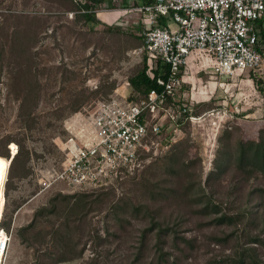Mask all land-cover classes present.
Listing matches in <instances>:
<instances>
[{"label":"rangeland","instance_id":"374dc122","mask_svg":"<svg viewBox=\"0 0 264 264\" xmlns=\"http://www.w3.org/2000/svg\"><path fill=\"white\" fill-rule=\"evenodd\" d=\"M100 2L106 7L94 0H0V156L23 148L10 172L3 166L5 192L0 174V221L11 233L2 264L50 261L66 250V231L77 246L56 264H264V173L236 163L239 144L258 141L264 128V74H221L210 58L194 54L179 92L193 102L194 118L157 137L136 172L101 189L44 186L64 158L74 114L101 98L136 94L129 78L144 66L142 19L130 1ZM85 3L98 22L84 20ZM49 122L54 127L45 129ZM83 194L106 201L83 207L80 228L72 223L69 230L75 215L65 199L71 205ZM110 202L121 206L117 212ZM54 203L58 211L37 216ZM155 221L169 230L158 235ZM26 226L30 243L20 234Z\"/></svg>","mask_w":264,"mask_h":264},{"label":"built area","instance_id":"2783aa9c","mask_svg":"<svg viewBox=\"0 0 264 264\" xmlns=\"http://www.w3.org/2000/svg\"><path fill=\"white\" fill-rule=\"evenodd\" d=\"M123 1H130L129 8L142 19L139 52L147 55V72L160 88L139 99L111 95L76 112L66 124L64 158L44 186L64 182L81 190L100 188L140 166L156 138L178 128L182 112L189 111L185 120L194 118L192 106L174 103L194 54L210 58L221 74L264 65V0ZM170 20L177 26L171 27ZM160 63L168 66L167 77L156 76ZM0 231L3 262L11 233L1 221Z\"/></svg>","mask_w":264,"mask_h":264},{"label":"trees","instance_id":"16d2710c","mask_svg":"<svg viewBox=\"0 0 264 264\" xmlns=\"http://www.w3.org/2000/svg\"><path fill=\"white\" fill-rule=\"evenodd\" d=\"M145 2H149L151 0H144ZM100 0H94V4L93 6H97L99 7V3ZM128 3V1H123L122 4H126ZM90 8H92V5L91 4H83V9H84V12L82 13V16L84 18V20L86 22H98V19L96 18V13H94V11H92ZM139 35L141 36V33H139ZM142 37V36H141ZM260 38H261V42L262 44L264 45V28L260 30ZM145 57H144V60H143V64L144 66H142V68L136 72L135 74H133L132 76H130L129 78V82L130 84L133 86L134 88V91L136 92V94H132V95H129L130 97L132 98H135V99H139L141 97H144L148 94V92L152 89V88H160L158 87L157 85V81L155 78H152L147 70H148V64H147V55L144 54ZM247 72H249L250 75L254 74L255 76L257 74H264V65L258 69H248V70H245ZM244 71V72H245ZM167 72H168V66L166 64H163V63H160L158 68L155 70V74L156 76L158 75H162L163 77H167ZM255 80V79H254ZM186 83V82H184ZM184 85V84H183ZM183 85L182 87L180 88L179 92L182 90L183 88ZM260 91L264 94V84L262 85H259L258 86ZM27 95L25 94V96H23V99H26ZM25 101V100H24ZM23 101V102H24ZM173 101V100H171ZM174 103L176 105H184V104H187L189 106H194L192 103L193 102H189L188 101V98H185V97H182L180 95V93H178V99L176 101H174ZM82 104V99L81 100H78L76 101L75 103L72 104L71 106V110L72 111H76ZM25 114H29L30 112L28 111L27 112V108H25L24 112ZM189 114V111L188 112H182L180 114V117H179V126L178 127H181L183 126V124L188 121V120H185V116H187ZM30 118H32L31 116H28ZM37 121L34 120L33 123H36ZM55 124H53L52 122H49L46 124L45 126V129L47 128H53ZM33 126H31L32 128ZM35 127V126H34ZM44 131V128L43 130ZM167 133V134H172L174 132V129H170V130H166L164 131L162 134L164 133ZM161 134V135H162ZM12 143H15V142H11ZM22 150L23 148H21L20 150H17L16 151V147L13 146V154L11 155L10 153L6 154L7 157L5 156H0V164L2 166H0V174L3 178V191L5 192V186H6V182H7V179H6V176H7V169L3 166H7L9 165V172L10 170H12L14 164L16 163V161L18 160V157L19 155L22 153ZM238 157L236 159V163L241 167L243 168L246 172H253V171H261L264 173V128H261L260 129V138L258 141H248V142H245V143H240L239 146H238ZM147 152L143 153L142 154V161L144 162V160L147 158L148 154ZM28 156H29V151H28ZM12 161V162H11ZM9 163V164H8ZM11 165V166H10ZM138 167H136L134 170L135 172L138 170L137 169ZM132 170V171H134ZM132 171H128L126 172L125 174L127 176H129L131 174ZM8 172V174H9ZM134 172V173H135ZM8 178V176H7ZM101 188H105L104 187H100V188H94V189H101ZM187 188H190V187H187ZM94 189H91V190H94ZM187 193V191H186ZM6 194V193H5ZM197 196H199V199H202V196H201V192L198 191L195 193ZM77 195V194H76ZM76 195H73V196H68V195H65L66 198H69V197H76ZM106 201L105 199H99V198H96V199H89V196L88 194H83L82 196L80 195V197H76V200L74 202H71V205H70V202L66 201L65 199V204L70 206L68 209H69V212L70 214L72 215H75V217L73 218H68V222H67V227H69V230H71V224L72 223H75V225L72 227V229L75 227V228H78V226L81 225L80 221L82 220L81 219V215H79L81 213V210L84 209L83 207L85 206H88V208L92 205H95V204H101L102 202ZM210 202H211V199H210ZM58 203H54V205H51L50 206H44V207H41L40 209L37 210V216L42 214V215H49L50 213H55L56 211H58L55 207H58L57 205ZM207 206H212V207H217L216 205L214 204H209L207 203L206 204ZM109 207H111V212H114L115 211L117 212L118 209L121 207L120 205L116 204V203H113V202H110V205ZM219 211V210H218ZM69 214V215H70ZM78 215V216H77ZM221 221H223L224 219V216H222L221 218H219ZM77 221V223H76ZM154 225H156L158 227V232L160 235L161 233L163 232H166L168 231L169 229V226H163L161 225L160 222L158 221H155L154 222ZM4 227V226H3ZM29 227L30 226H26V227H22L20 229V234L22 235V237H26V240H28V242L30 243V238L28 237L27 235V232L29 230ZM80 228V227H79ZM78 228V229H79ZM68 230V231H69ZM60 231L56 230L54 228V231H52V233L54 234L53 237L51 238L52 241H54V245L55 246H58V243H59V240L58 238L56 237H61V236H58ZM70 236L69 232H65V234L63 235L62 239L66 242H64L65 244V249L62 253H57L55 257L51 258L50 261H45L41 258H38L37 260L34 261L33 264H56V263H60L61 261H65V260H70L72 256L70 257H67V252H71L72 249L73 251L75 250L76 246H77V242H69L67 241V237ZM93 238L95 240H97L98 242H101L103 240H108V238L106 237H101V236H97L96 234H94ZM62 240V241H63ZM161 249V248H160ZM81 252V251H80ZM163 251L161 250L160 252V255L161 257L159 259H163ZM100 255V254H99Z\"/></svg>","mask_w":264,"mask_h":264},{"label":"bare ground","instance_id":"6f19581e","mask_svg":"<svg viewBox=\"0 0 264 264\" xmlns=\"http://www.w3.org/2000/svg\"><path fill=\"white\" fill-rule=\"evenodd\" d=\"M1 196H2V180H1V176H0V201H1ZM0 256H2L1 250H0ZM1 262H2V260H0V264H2Z\"/></svg>","mask_w":264,"mask_h":264}]
</instances>
